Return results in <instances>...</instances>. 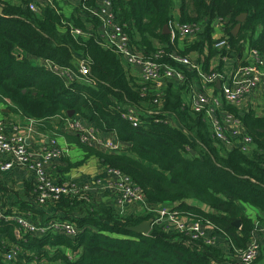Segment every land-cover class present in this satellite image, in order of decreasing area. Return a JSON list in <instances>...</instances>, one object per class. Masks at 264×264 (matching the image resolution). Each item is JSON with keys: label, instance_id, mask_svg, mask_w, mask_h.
Listing matches in <instances>:
<instances>
[{"label": "trees", "instance_id": "obj_1", "mask_svg": "<svg viewBox=\"0 0 264 264\" xmlns=\"http://www.w3.org/2000/svg\"><path fill=\"white\" fill-rule=\"evenodd\" d=\"M112 2L110 9L129 34L130 47L144 58L182 70L185 81L177 84L165 78L163 91H158L155 83L130 74L119 53L101 36L102 22L95 14L98 0H82L73 12L66 11V0H0V101H6L11 112L38 120L39 127L44 120L57 117L65 129L68 111L73 109L71 117L78 115L104 132L115 130L119 140L129 145L127 151L89 147L76 133L86 154L70 167L96 156L106 169L131 178L151 210L142 215L122 212L111 198L97 200L92 189L41 200L34 176L28 193L19 201V192L8 191L0 180V193L8 197L0 194L3 204L14 197L13 204H18L17 209L5 211L7 218H0V264H11L6 255L15 248L16 264H237L239 252L254 234H260L256 222H264V215L255 219L244 206L253 205L264 213V115L225 103V109L242 118L254 145L246 152L215 138L203 113L185 101L184 90L198 81V72L171 56L174 52L196 54L203 71L221 70L222 63L212 65V60L226 50L218 45L210 22L187 39L182 49L178 38L172 41L164 33V26L174 16L176 0ZM179 3L182 22L227 17L224 35L231 43V57L241 55L246 43L264 53V0ZM241 13H247L246 19L233 34ZM75 28L83 34H73ZM37 57L47 64L39 65ZM53 62L69 69L85 62L88 80L80 73L72 81L58 75L49 69ZM158 93H162L160 99ZM129 108L136 110L138 125L124 115ZM176 202L179 204L171 209L188 216V222H201L208 235L217 237L216 243L176 228L165 229L163 221H155V209ZM14 217L41 230H30ZM147 219H153L149 233L129 229ZM57 221H69L78 233L68 236L55 228L43 231Z\"/></svg>", "mask_w": 264, "mask_h": 264}, {"label": "built area", "instance_id": "obj_2", "mask_svg": "<svg viewBox=\"0 0 264 264\" xmlns=\"http://www.w3.org/2000/svg\"><path fill=\"white\" fill-rule=\"evenodd\" d=\"M111 5V0H103L100 7L95 8V14L100 18L103 25L101 36L102 38L104 37L106 43L113 47V49H115L127 62L142 65V80L146 83L152 81L157 82V85H160L161 83L158 82V79H160L162 74H166L167 76H176L182 82L185 81V74L182 70L173 65L163 64L153 59L144 58L130 47L129 34L124 30V27L116 21L115 13L110 9ZM30 6L36 10L35 3H31ZM226 21L227 17L224 16L188 22L178 21L173 24V29L175 33L182 38L188 35L194 36L199 34L203 30L204 25L208 22H210L214 29H219L222 26L225 28ZM72 32L75 35L83 34L82 30L78 28L73 29ZM222 36L218 45H223L221 47L224 48L226 52L220 55L219 58L227 62L230 59L228 56L231 46L223 33ZM246 46L248 47H245V51H247L244 58L238 61L234 60L235 66L227 75H225L224 71L217 69L209 72L203 71L201 65L193 56L191 57L177 52H174L171 56L176 62L185 64L187 67L196 70L199 74L202 88L200 90H192L190 100L187 102L190 108L203 113L205 119L211 125V130L215 138L228 143L230 146H239L242 151L247 152L252 149L254 139L246 131L242 118L236 113L224 108L225 103L233 105L241 103L247 94L257 93L264 96V53L258 48L250 46L248 43ZM159 52H162V50ZM49 64H51L49 68L53 72L61 76L73 78V73L69 71V68H60L54 62ZM87 72L88 67L85 62H81L79 73L85 75ZM220 80V94H213L206 91L209 84H215ZM161 96L162 93L157 94L158 99H160ZM217 110H224V116L222 118L215 114ZM124 115L132 121L134 125L140 123L139 117L131 108H129V111ZM30 119L32 122L34 121L32 118ZM65 129L67 131H75L85 143L88 142L92 144L98 140L94 128L88 127L78 118L67 117ZM21 139V137L13 136L7 132L6 118L0 115V153L9 152L11 155L9 159L0 161V169L9 170L15 166H23L30 170L36 180L37 191L40 194L41 200H45L48 197H59L61 194H81V192H85L89 189L87 185L84 188L78 186L75 181L63 183L56 182L48 174L45 164L64 153V149L60 147L57 140L51 142L52 146L50 148L40 154H35L28 148L25 141L20 142ZM105 145L111 150L118 149V145L111 140H107ZM103 177L104 178L101 176L97 177L95 183L100 184L105 179L107 180V184H113L114 190L117 191L116 201H114L122 212H133L126 206L135 204H140L145 211L151 210L140 188L134 184L131 178L115 169H107V173H105ZM155 211L158 214L157 221L162 222L166 219V229L176 228L180 231L188 232L193 237L204 236L208 243H216L217 237L208 235L201 222H188L184 217L179 215L177 211L167 206L157 208ZM0 218H7L1 202ZM14 218L20 225L30 230L37 229L34 224H31L24 218ZM176 219L179 220L176 221ZM51 228L63 230L64 233L67 231L69 233L68 235L71 236H75L78 233V230L69 221L53 222L42 229L45 232ZM39 230L41 229L38 228L36 231ZM262 250L261 241L259 237L254 234L250 244L239 252L240 261L237 264H257L256 260L260 256ZM17 254L16 248L12 253L6 255V259L11 260V264H16V262H13V259Z\"/></svg>", "mask_w": 264, "mask_h": 264}, {"label": "crops", "instance_id": "obj_3", "mask_svg": "<svg viewBox=\"0 0 264 264\" xmlns=\"http://www.w3.org/2000/svg\"><path fill=\"white\" fill-rule=\"evenodd\" d=\"M176 1L178 3H176V6H175L174 11H173L174 16H173L172 20H170L169 24L165 25V26H168L167 30H165V26H164V33L170 34L172 41H174L176 38H178V44L177 45L179 48L183 49L185 46L186 40L190 39L193 35H188V36H184L181 38L175 33V31L173 29V24H175L178 21L182 22L180 20V18H182V13H183L182 8L180 6L181 4L179 3L180 0H176ZM81 2H82V0H68V1H66V11L73 12L75 10V8L81 4ZM102 2H103V0H98L97 7H100ZM111 2H112V0H111ZM112 4H113V2H112ZM110 8H111V6H110ZM239 30H238V32H239ZM102 31H103V25L100 28V32H102ZM215 37L218 38V40L220 42V40L222 39L223 36L221 33V34H216ZM228 42L231 46V43L229 40H228ZM244 42H245V40H244ZM219 46L221 47L223 45H219ZM247 47L248 46H246V48ZM246 51H245V46H244V52L241 55H239L237 57H231L229 54L228 57L230 59L227 62L220 60L219 57L214 58L212 60V64H214V63L217 64V63L221 62L222 63L221 71H224L225 75H227L229 73V71H231L235 66L234 60L235 61H238L239 59L242 60L244 58ZM192 56L194 58L197 57L196 54H194ZM121 59L125 63L130 74L141 79L142 65L138 64V63H129L122 56H121ZM35 61L37 63H39V65L47 64V60L43 59L41 57H37ZM69 71H71V73H73V78H71L70 81H72L75 78H80L79 77V67H77V68L72 67ZM86 75L87 74L84 75V78H85V80H88L87 79L88 76H86ZM65 77H67V76H65ZM165 78H171L173 81H176L177 84L182 83V81H180L176 76H171V75L167 76L166 74L165 75L162 74L160 79H158V82L161 83L160 85H157V82L152 81L153 83H155L156 87L158 88V91H163V88L166 85ZM216 83L215 84H209L207 86L206 91L213 93V94H220L219 93L220 90L218 92L216 91V87H217ZM220 87H221V80H220ZM220 87H217V88L220 89ZM201 88H202L201 87V81H200V77H199L198 81H193V83H191L190 86L184 90L186 103L189 102V100H190L192 90L193 89L194 90H200ZM7 105H8V103L6 101L5 102L0 101V112H1L0 115L5 116V118H6V130H7V132L12 134L13 136L21 137L22 139L20 142L25 141L26 145L28 146V148L32 152H34L35 154H40L41 152L45 151L46 149H48L52 146L51 142H53V140H57L59 145L64 149L65 154L61 158H53L50 162L45 164L47 172L56 181L62 182V183L63 182H69V181H76L79 184L88 182L87 186H89V189H90L91 182H93L99 176H105V173H107L106 166H104V164H102L96 156L89 157L86 160V162L83 163L81 166L70 167L72 162L77 161L79 159H82L84 157V155L86 154V152L84 150V147H82L76 141V138L74 136V135H76V132L65 130L63 128V125L59 123L60 120L57 117H52V118L44 120L45 123H43V126L39 127L37 125V123H39L38 120H34L32 122L31 119H29L28 117L22 116L21 114L11 112L10 109L7 108ZM235 106L238 107V109H240V110L253 109L256 111L257 114L264 115V96L261 94H257V93L250 94V95L247 94L245 99L241 103H239ZM132 110L136 113L135 109H132ZM215 114L219 115L222 118L224 116V110H217L215 112ZM75 118L80 119L78 117V115L75 116ZM81 121L85 125H87L88 127L94 128V130L98 136V140L93 142L92 144L88 143V142L87 143L84 142L87 146H89V147L93 146L94 148L99 149V150H105V151L111 150V149L107 148V146L105 145V142L107 140H111L116 145H118V149H115L112 151H117V150L123 151L124 149H125V151H127L128 148H126V147L127 146L129 147V145L124 144L123 142H121L119 140L115 130H108L107 132H104V131L99 130L93 123H91L89 121H83V120H81ZM41 122H43V120ZM170 122L175 124L173 121H170ZM30 127L33 128L34 132H32V133L29 132ZM210 127H211V125H210ZM10 157H11V155L9 152L0 153V159H1L0 161L9 159ZM0 180L3 181L4 187L8 191H10L12 193L14 191L19 192V201H20L23 197L26 196L25 193H28L29 188H30L29 185L32 183V180H33V175L30 172V170L24 168L23 166H15L14 168L9 169V170H1L0 169ZM79 186L84 188V186H81V185H79ZM86 191H89V190H86ZM0 194H2V192ZM93 194L97 200H100L102 202H105V200H108V198H111V197H109V194H104L101 190H98V189H93ZM2 195H1L0 200L2 203V207L5 208L4 209L5 211L18 208V204H13V202L17 198L14 197L13 200H7V201H5V204H3ZM3 197L8 198L7 196H4V195H3ZM188 203H190V204H201V203H198L197 200H189ZM177 204H179V202H176L174 205L170 204V205H166V206L168 208H172V207H176ZM201 206L203 208L205 207L204 205H201ZM128 209L132 210L133 211L132 213H134L136 215H142L145 213L144 208L140 204H135L134 206L129 207ZM245 210H246V213H248V215L253 216L255 219L259 215H264V213L261 211L257 213L254 210H251L249 212L246 208H245ZM256 213H257V215H256ZM183 217L186 218L187 221H190V219H188V216H183ZM2 220H4V219H2ZM256 223H258V224H256V226L259 228V232H260V234L257 236L259 237L260 241L262 242V247H263L262 257H260V259L257 261V264H264V222H262L260 224V222L258 221ZM221 242H222V245L227 246V243L224 242V239H221Z\"/></svg>", "mask_w": 264, "mask_h": 264}, {"label": "rangeland", "instance_id": "obj_4", "mask_svg": "<svg viewBox=\"0 0 264 264\" xmlns=\"http://www.w3.org/2000/svg\"><path fill=\"white\" fill-rule=\"evenodd\" d=\"M209 19H211V18H209ZM221 33H223V34H225V30H224V28H223V26L221 27V28H219V29H215L214 30V34L216 35V34H221ZM1 113V112H0ZM29 132L30 133H32V132H34L33 131V128H29ZM102 178H104L103 176H101ZM107 180H105L104 179V181L102 182V183H100V184H96L95 185V187H92V186H90V189H88V190H90L91 191V189L93 190V189H98V190H101L104 194H109V197H111V199H110V201H113V203L115 204V202H114V200L116 201V193H117V191L116 190H114L115 188H114V186H113V184H107V182H106ZM87 183L88 182H85V183H82V184H80L81 186H86L87 185ZM123 204H127V203H123ZM132 204V203H131ZM132 206H134V205H127L126 207L127 208H129V207H132ZM244 206H245V208L248 210V212L249 211H251V210H254L255 212H260V210L258 209V208H256L255 206H253V205H250V204H244ZM257 213H256V215H257ZM255 216V215H254ZM158 219H156L155 221H157ZM177 220H179V219H176V221ZM158 223L159 222H161V221H157ZM164 228L166 229V227H167V224H166V219H164ZM48 231V230H47ZM66 234L68 235L69 233L66 231ZM68 236H71V235H68Z\"/></svg>", "mask_w": 264, "mask_h": 264}, {"label": "water", "instance_id": "obj_5", "mask_svg": "<svg viewBox=\"0 0 264 264\" xmlns=\"http://www.w3.org/2000/svg\"><path fill=\"white\" fill-rule=\"evenodd\" d=\"M3 11L2 6H0V12ZM247 13H241L239 14V16L237 17L238 23L234 26L232 33L236 34L238 32V30L241 27L242 22L246 19ZM168 29V26H165V30ZM169 31V30H168ZM217 87H220V81H218L216 83ZM69 116H73L74 114V110L70 109L68 111ZM236 224H238V222H236ZM153 226V219H147V220H143L142 222H140L137 225L134 226H130L129 229L135 231L136 233H143V234H147L151 231Z\"/></svg>", "mask_w": 264, "mask_h": 264}]
</instances>
